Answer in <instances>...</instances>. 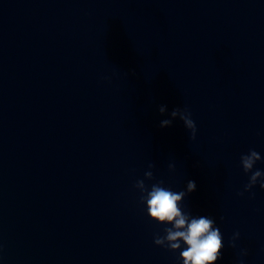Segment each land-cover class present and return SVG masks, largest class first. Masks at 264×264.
<instances>
[{"label": "water", "instance_id": "1", "mask_svg": "<svg viewBox=\"0 0 264 264\" xmlns=\"http://www.w3.org/2000/svg\"><path fill=\"white\" fill-rule=\"evenodd\" d=\"M177 107L195 140L160 127ZM250 149L264 171V0H0V264H183L137 180L195 181L182 207L223 234L214 264H264Z\"/></svg>", "mask_w": 264, "mask_h": 264}, {"label": "clouds", "instance_id": "2", "mask_svg": "<svg viewBox=\"0 0 264 264\" xmlns=\"http://www.w3.org/2000/svg\"><path fill=\"white\" fill-rule=\"evenodd\" d=\"M167 111L165 105L159 106L160 114ZM191 112L179 107L173 109L170 113L171 119H164L160 122V127H169L177 117L183 122L186 129L190 130L191 140L196 139V124L191 118ZM261 160L260 154L254 149H250L248 154L240 158L241 166L245 174L251 173L249 182L244 185V192L250 191L258 182L261 189H264V171L259 169L253 171L254 165ZM149 169L155 167L154 164L148 165ZM170 171H175V165H168ZM145 179H154L152 171L144 173ZM135 187L140 190V203L146 205L147 215L152 221L165 225L164 235L156 234L154 244L165 247L175 252L185 246L180 251L179 258L183 264H214L221 258L223 250V234L215 221L210 216L199 215L191 216L183 210V201L187 194L195 191V181L189 180L186 190L179 192L164 186V181L160 180L147 187L144 180H137ZM244 192L238 193L243 196ZM168 225H171L170 227ZM239 232L233 234L229 240V247L235 248V241L239 239ZM182 242V243H181ZM240 257L248 255L247 249H241ZM243 264V259L240 260Z\"/></svg>", "mask_w": 264, "mask_h": 264}]
</instances>
